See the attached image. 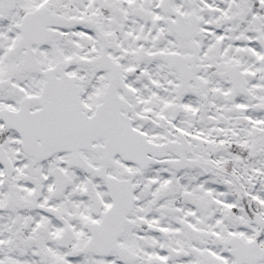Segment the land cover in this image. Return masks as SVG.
Masks as SVG:
<instances>
[{"label": "snow or ice", "instance_id": "obj_1", "mask_svg": "<svg viewBox=\"0 0 264 264\" xmlns=\"http://www.w3.org/2000/svg\"><path fill=\"white\" fill-rule=\"evenodd\" d=\"M0 264H264V0H0Z\"/></svg>", "mask_w": 264, "mask_h": 264}]
</instances>
